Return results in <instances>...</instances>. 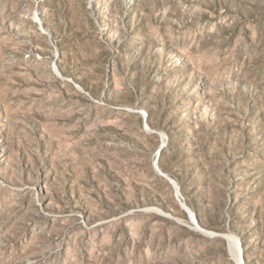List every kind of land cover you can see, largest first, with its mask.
I'll use <instances>...</instances> for the list:
<instances>
[{
	"label": "rangeland",
	"instance_id": "374dc122",
	"mask_svg": "<svg viewBox=\"0 0 264 264\" xmlns=\"http://www.w3.org/2000/svg\"><path fill=\"white\" fill-rule=\"evenodd\" d=\"M0 264H264V0H0Z\"/></svg>",
	"mask_w": 264,
	"mask_h": 264
}]
</instances>
